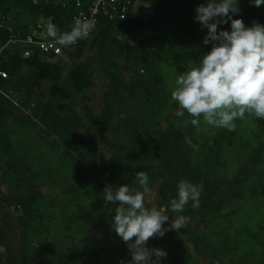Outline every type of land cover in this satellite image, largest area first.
I'll use <instances>...</instances> for the list:
<instances>
[{
    "label": "trees",
    "instance_id": "obj_1",
    "mask_svg": "<svg viewBox=\"0 0 264 264\" xmlns=\"http://www.w3.org/2000/svg\"><path fill=\"white\" fill-rule=\"evenodd\" d=\"M34 1L0 0V13L14 17L13 33L33 35L41 22L51 40L50 16L61 33L71 31L77 0ZM130 1L128 14L101 17L92 36L64 47L61 56L39 51L23 60L20 46L0 55V71L7 73L0 77V186L9 188L0 200L22 208L17 264H119L121 238L111 227L118 205L105 207L103 192L125 184L139 189L138 171L148 174L151 191L158 186L169 217L199 218L193 230L168 231L148 247L183 252L174 240L183 233L196 254L179 264H264V119L246 114L235 131L202 117L198 129L185 126L191 117L175 114L171 92L176 78L210 50L202 44L207 30L194 22L203 0ZM185 2L193 6L191 21L181 13ZM238 6L233 19L264 24V5L239 0ZM221 28L230 30V22ZM9 36L0 27V47ZM67 59L73 63L65 78ZM96 77L108 89L99 114L92 104ZM181 180L203 191L198 209L189 201L177 214L170 201ZM237 244L240 258H232Z\"/></svg>",
    "mask_w": 264,
    "mask_h": 264
},
{
    "label": "clouds",
    "instance_id": "obj_2",
    "mask_svg": "<svg viewBox=\"0 0 264 264\" xmlns=\"http://www.w3.org/2000/svg\"><path fill=\"white\" fill-rule=\"evenodd\" d=\"M239 0H203L195 8L194 22L201 31L207 30L202 44L211 45L200 62L176 78L171 99L178 105L177 114L191 117L185 122L199 128L200 119L212 126L235 131L236 120H244L246 114L264 119V24L253 22L246 26L239 15ZM250 5L260 7L264 0H249ZM46 22L47 35L60 47H69L87 39L95 28V21L87 17L73 18L71 31L61 33L53 23ZM230 22V30L222 25ZM185 142L191 147L188 137ZM139 189L129 185L107 186L103 192L105 207L118 205L112 220V230L127 246L130 259L119 264H161L168 253L157 247H148L152 238L163 237L168 231H179L190 217L167 214V207H146L145 198L151 191L149 176L144 171L136 173ZM142 189V190H141ZM202 185L181 180L177 186V198L170 201L171 211L182 213L189 201L198 209ZM168 227H165V225Z\"/></svg>",
    "mask_w": 264,
    "mask_h": 264
},
{
    "label": "rangeland",
    "instance_id": "obj_3",
    "mask_svg": "<svg viewBox=\"0 0 264 264\" xmlns=\"http://www.w3.org/2000/svg\"><path fill=\"white\" fill-rule=\"evenodd\" d=\"M192 7L193 6L190 2H185L183 7L181 8L182 16L187 21H191L193 18V8ZM143 14H145V15L148 14L146 9L143 10ZM41 37L42 38H39V39L48 40L44 33L41 34ZM36 38H38V37H36ZM71 63H73V60H70V59H67V61H64V63H63V71H64V77L65 78L67 77V74L70 70V64ZM124 77L127 80H129L131 78V74L126 73V74H124ZM49 86H50L49 82L44 84L45 88H48ZM107 90L108 89H107L106 85L102 81H100L99 78L96 77L94 80V88L92 91L93 96L95 97L94 102L92 103L94 106L93 112L95 114H99L101 109L103 108L104 97H105L104 95L107 92ZM177 112L178 111H176L175 114H177ZM166 126H167V124L164 123V127H166ZM71 156H73V155H71ZM157 187L158 186H156V188H154L152 191H150L146 195V198H145L146 207H153V206H156V207L164 206L165 207L164 203L162 202V200L158 196ZM8 192H9L8 185L0 186L1 196L7 195ZM229 204H230L229 201L225 202L224 207H227ZM11 205H12L11 203H9V204L1 203L0 204V206H2L4 208V211H6L5 209H7L9 211V214L4 216L5 219H3V222L0 224V231L3 234V236L8 240V244H9L8 256L13 258L11 260L14 264H17L21 259L20 258V253H21L20 252V246H19V242H18V237H19V233L21 232V228H20V225L18 222V217H20L22 215V208H21V210L16 211L15 208H12ZM0 213H2L1 209H0ZM198 221H199L198 217H196V219H194L193 221L189 220L187 222V224L182 229H188L189 228V229L193 230L196 227V225L198 224ZM238 221L240 222V220H238ZM240 223L244 225V223H242V221ZM165 226L168 227L167 224ZM203 227H204V225L200 226L201 231L203 230ZM253 227H255V226H253ZM182 229H180V230H182ZM237 230H240V227H238ZM244 235H246L245 232L243 235L241 234L240 237H238V238H240V239L245 238ZM174 240L178 241V242H182V244L184 245V251L178 252L175 250L174 251L169 250L166 247L161 248L162 250H165L168 253L167 258L164 259L167 261L168 264H179V262L181 263V261L183 260L184 256H186V255H193L194 256L196 254L195 249L193 247V244H192V242L189 241L187 234H183V233L177 234V235H175ZM119 241L120 242H118L116 245L120 251V255H121L122 259L125 262H127V260H129L131 258L130 254H129L128 249H127L126 245L124 244V242H122L121 240H119ZM236 247L237 248L234 251L235 255L233 254L232 258L233 257L240 258L241 254L239 253L238 244ZM260 251H261V245L259 244L258 248L256 250H254V253H255L254 256H257ZM255 259H257V258L255 257ZM38 261H39V259L37 258L36 262H38ZM203 263L204 264H218L214 260H204ZM224 264H231V261L229 259H226Z\"/></svg>",
    "mask_w": 264,
    "mask_h": 264
},
{
    "label": "built area",
    "instance_id": "obj_4",
    "mask_svg": "<svg viewBox=\"0 0 264 264\" xmlns=\"http://www.w3.org/2000/svg\"><path fill=\"white\" fill-rule=\"evenodd\" d=\"M76 5L79 11L74 17L82 16L95 21V28L90 36L94 34L101 17H107L112 20L118 15L128 14L131 10L130 0H91L87 5L82 0H77ZM10 46L24 48L21 54L23 60L31 59L34 52L39 51L55 56H61L64 52V47L56 45L52 40H42L33 36L20 38L11 30L7 44L0 47V55ZM74 46L75 44L69 46V48ZM0 77L7 78V73L0 71Z\"/></svg>",
    "mask_w": 264,
    "mask_h": 264
},
{
    "label": "crops",
    "instance_id": "obj_5",
    "mask_svg": "<svg viewBox=\"0 0 264 264\" xmlns=\"http://www.w3.org/2000/svg\"><path fill=\"white\" fill-rule=\"evenodd\" d=\"M34 2L37 3V0H35ZM14 24H15L14 17H12L11 15H4L3 13H0V27L1 28H6L9 31L10 30L14 31V28H13ZM43 30H44L43 24L40 22L38 23L36 32L33 33V35H29V36L42 38L41 34L43 33ZM1 203L7 204L9 202L6 199H2L0 200V204ZM0 209L2 212L0 213V224H1L3 222V219H5L4 216L8 215L9 211L7 209H5L6 211H4V208L2 206H0ZM1 242L3 243L0 244V264H11V263L14 264L11 260L13 258L8 256V248H9L8 240L3 236V234L0 231V243Z\"/></svg>",
    "mask_w": 264,
    "mask_h": 264
}]
</instances>
